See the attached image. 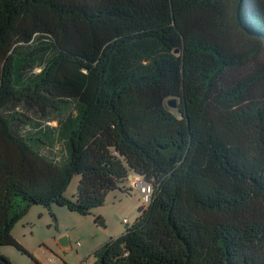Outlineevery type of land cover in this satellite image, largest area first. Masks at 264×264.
<instances>
[{"label": "trees", "instance_id": "16d2710c", "mask_svg": "<svg viewBox=\"0 0 264 264\" xmlns=\"http://www.w3.org/2000/svg\"><path fill=\"white\" fill-rule=\"evenodd\" d=\"M260 54L264 0H0V249L132 175L151 199L93 264H264Z\"/></svg>", "mask_w": 264, "mask_h": 264}, {"label": "rangeland", "instance_id": "374dc122", "mask_svg": "<svg viewBox=\"0 0 264 264\" xmlns=\"http://www.w3.org/2000/svg\"><path fill=\"white\" fill-rule=\"evenodd\" d=\"M259 59L263 64V54H260ZM135 179V176H131L127 183ZM77 183L78 177H74L64 192L66 198L71 199L75 195ZM144 206L139 192L135 188H131V191L126 194H120L116 191L110 192L103 206L92 210L89 216H81L62 210L63 219L60 232L62 235L67 234L69 236L68 243H70L71 249L65 251L56 247L57 256L65 264H82L84 262L93 264L95 258L92 252L109 239L119 237L125 228L134 222L138 216V209ZM123 220H126L127 226L123 225ZM95 221L97 222L95 223ZM45 224H47L46 221L41 222L35 230L36 234H42L44 238L49 237L51 232L55 231L51 219L49 220V224L52 225L51 229Z\"/></svg>", "mask_w": 264, "mask_h": 264}, {"label": "crops", "instance_id": "0c3cea01", "mask_svg": "<svg viewBox=\"0 0 264 264\" xmlns=\"http://www.w3.org/2000/svg\"><path fill=\"white\" fill-rule=\"evenodd\" d=\"M124 186L126 189L133 188L131 186V181ZM62 210L64 209H52L50 211L55 216L56 221L54 222L50 217L49 211L37 208L31 209L25 218L19 221L12 230L13 239L31 257L21 255L11 247L1 248V256L6 259L8 264H49V261L53 258H57L61 263L65 264L55 252V248L58 247L56 243L57 239L65 236L69 242V236H67V234L62 235L60 232L63 219ZM50 219L53 221L55 231L51 232L50 236L46 238H44L42 234H36L35 230L37 226L43 221H46L47 224L45 225H47L49 229L52 228V225L49 224ZM69 249H71L70 243H68V248L66 250ZM0 264L4 263L0 262Z\"/></svg>", "mask_w": 264, "mask_h": 264}, {"label": "built area", "instance_id": "2783aa9c", "mask_svg": "<svg viewBox=\"0 0 264 264\" xmlns=\"http://www.w3.org/2000/svg\"><path fill=\"white\" fill-rule=\"evenodd\" d=\"M136 179L132 180L131 183L133 187L139 192L141 197V201L147 205L151 199L153 193V187L149 183L144 182V180L140 177L135 176ZM123 223L126 224V220H123ZM54 259V260H53ZM49 261V264H63L59 261V259L53 258ZM82 264H87L86 262Z\"/></svg>", "mask_w": 264, "mask_h": 264}, {"label": "water", "instance_id": "95a60500", "mask_svg": "<svg viewBox=\"0 0 264 264\" xmlns=\"http://www.w3.org/2000/svg\"><path fill=\"white\" fill-rule=\"evenodd\" d=\"M168 106L169 107H174L175 106V102L173 100L169 101L168 102ZM131 176H128V178H131ZM100 224L103 225L102 222H100ZM56 243H57L58 247L60 249H62V250H66L68 248V240H67V237H65V236L57 239Z\"/></svg>", "mask_w": 264, "mask_h": 264}, {"label": "bare ground", "instance_id": "6f19581e", "mask_svg": "<svg viewBox=\"0 0 264 264\" xmlns=\"http://www.w3.org/2000/svg\"><path fill=\"white\" fill-rule=\"evenodd\" d=\"M131 181V180H130ZM131 186L133 187L132 183H131ZM134 188V187H133ZM146 206V205H145ZM124 224V223H123ZM125 226L128 225V223L124 224Z\"/></svg>", "mask_w": 264, "mask_h": 264}]
</instances>
